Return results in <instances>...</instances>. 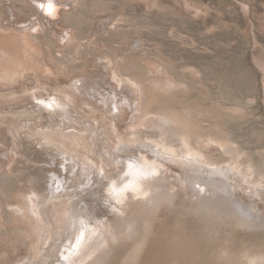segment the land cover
<instances>
[{
	"label": "rangeland",
	"instance_id": "obj_1",
	"mask_svg": "<svg viewBox=\"0 0 264 264\" xmlns=\"http://www.w3.org/2000/svg\"><path fill=\"white\" fill-rule=\"evenodd\" d=\"M184 219L264 251V0H0V264H155Z\"/></svg>",
	"mask_w": 264,
	"mask_h": 264
},
{
	"label": "bare ground",
	"instance_id": "obj_2",
	"mask_svg": "<svg viewBox=\"0 0 264 264\" xmlns=\"http://www.w3.org/2000/svg\"><path fill=\"white\" fill-rule=\"evenodd\" d=\"M114 93L121 95V94H123V90H121L120 92L114 91ZM114 99H115L114 102L117 103L118 100L116 98H114ZM121 99H122V97H121ZM121 99H119V101ZM120 102H122V100ZM136 106H137V104H136ZM115 107H116V105H115ZM46 108H48V107H46ZM47 128H48V130H47V132L44 131V134L48 133L49 134L48 137H51V138L50 139L46 138V140H45L46 142L49 140L52 141V136H50V134L51 133L56 134L57 130H58L55 127L53 128V126L47 127ZM59 131H58V133H59ZM44 134L42 133L43 136H44ZM59 134L61 135V137H63V139L66 138V137H64V135H65L64 133L60 132ZM72 134H70V135L72 136ZM76 136L73 135V138L75 140H76ZM53 137H55V135ZM67 137H68V135H67ZM35 139H36V137H35ZM79 141H78V143H79ZM43 144H44V142H43ZM61 153L63 154L64 157H66L65 151L64 152L61 151ZM70 159L72 160V158H70ZM64 161H66V160H64ZM177 162H179V164L183 165L185 168L190 167L189 166L190 162L187 160H183V159L178 158ZM63 189H64V187H63ZM55 191H57L58 193L63 192V190H61L60 188L55 190ZM180 211H181V209H180ZM206 214H204V215H206ZM208 215H207V217H212L211 216L212 214H210V216H208ZM194 216H196V215H193V217ZM166 217H167V215H166ZM191 217H192V215H191ZM194 220L195 219H189L188 221H186V226H185V219H184V224L183 223L181 224L184 226V227L181 226V227H183V230L180 229V232L178 231L181 234H179V236H177V238H171L170 242L168 243L167 248H165L164 246L162 247L163 251L160 254H158V257L155 260V264H264V251H261L259 249H258V252L255 251V253L257 252V254L259 253L260 255L253 253V250L256 247L253 243L255 241L254 236H252L253 237L252 239L248 238L249 240H251V243H248V244H250L249 247L253 250H251L252 251L251 253L250 252L246 253V249H247V251H248V249L250 251V248H248V246H245V244L241 246V244H240L241 242H239L238 240H234V241H232V243L227 242L228 238H230L232 236L231 233L229 235H228V233L223 235L222 233L214 234L212 232L214 226L217 225V222L211 223V224L208 223V226H205L204 223H202L203 220L201 222H197ZM199 221H200V219H199ZM46 238L48 239L47 234H46ZM149 238L150 237H148L147 241H149ZM143 247H145V246H143ZM255 250H257V247ZM143 251H141V252H143ZM145 252H147V251H144V253ZM142 255H144V254H142ZM258 256H261V257H258Z\"/></svg>",
	"mask_w": 264,
	"mask_h": 264
}]
</instances>
